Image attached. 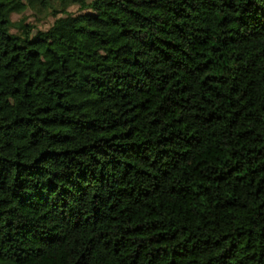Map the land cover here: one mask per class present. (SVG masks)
<instances>
[{
  "label": "trees",
  "instance_id": "16d2710c",
  "mask_svg": "<svg viewBox=\"0 0 264 264\" xmlns=\"http://www.w3.org/2000/svg\"><path fill=\"white\" fill-rule=\"evenodd\" d=\"M50 1L0 0V264H264V0L11 33Z\"/></svg>",
  "mask_w": 264,
  "mask_h": 264
},
{
  "label": "rangeland",
  "instance_id": "374dc122",
  "mask_svg": "<svg viewBox=\"0 0 264 264\" xmlns=\"http://www.w3.org/2000/svg\"><path fill=\"white\" fill-rule=\"evenodd\" d=\"M58 5L57 0H51L48 7H29L22 14H13L11 16V22L13 23L11 33L13 35H19L22 32L20 27L21 23L26 28H31L33 33L35 31H47L55 21L53 14L56 10H59ZM67 11L70 13H76L78 12V7L71 6Z\"/></svg>",
  "mask_w": 264,
  "mask_h": 264
}]
</instances>
